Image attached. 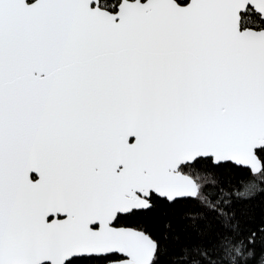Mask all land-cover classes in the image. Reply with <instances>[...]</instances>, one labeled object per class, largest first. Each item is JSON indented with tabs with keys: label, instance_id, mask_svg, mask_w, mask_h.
<instances>
[{
	"label": "snow or ice",
	"instance_id": "snow-or-ice-1",
	"mask_svg": "<svg viewBox=\"0 0 264 264\" xmlns=\"http://www.w3.org/2000/svg\"><path fill=\"white\" fill-rule=\"evenodd\" d=\"M264 0H0V264H264Z\"/></svg>",
	"mask_w": 264,
	"mask_h": 264
},
{
	"label": "trees",
	"instance_id": "trees-1",
	"mask_svg": "<svg viewBox=\"0 0 264 264\" xmlns=\"http://www.w3.org/2000/svg\"><path fill=\"white\" fill-rule=\"evenodd\" d=\"M252 203L255 206L257 219L259 220L261 210L264 209V199H257L255 201H253Z\"/></svg>",
	"mask_w": 264,
	"mask_h": 264
}]
</instances>
